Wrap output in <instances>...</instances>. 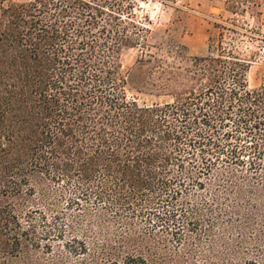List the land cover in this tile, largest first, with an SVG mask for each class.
Returning <instances> with one entry per match:
<instances>
[{
  "label": "trees",
  "instance_id": "obj_1",
  "mask_svg": "<svg viewBox=\"0 0 264 264\" xmlns=\"http://www.w3.org/2000/svg\"><path fill=\"white\" fill-rule=\"evenodd\" d=\"M260 6L191 56L138 0H0V264H264Z\"/></svg>",
  "mask_w": 264,
  "mask_h": 264
},
{
  "label": "rangeland",
  "instance_id": "obj_2",
  "mask_svg": "<svg viewBox=\"0 0 264 264\" xmlns=\"http://www.w3.org/2000/svg\"><path fill=\"white\" fill-rule=\"evenodd\" d=\"M226 0H138L135 10L139 20L148 29L147 41L151 45H158L168 39L175 45H184L182 50L187 55L207 54L208 37L216 33L214 23L230 21L234 18L225 9ZM261 15L253 18L248 13L236 16L238 25L248 29L247 35L241 36L240 47L246 51H258L256 61L251 62L247 79L250 87L259 85L264 80V44L258 38V32L264 35V0H261ZM227 41V39H224ZM154 50V48H152ZM165 55V51H162ZM140 51L129 49L123 56L126 65H136ZM172 59L171 55L168 56ZM175 60H180L176 57ZM173 59V60H174ZM184 62L186 60H183ZM186 63V62H185ZM130 96L138 101H162L165 97H154L146 93L129 89Z\"/></svg>",
  "mask_w": 264,
  "mask_h": 264
}]
</instances>
